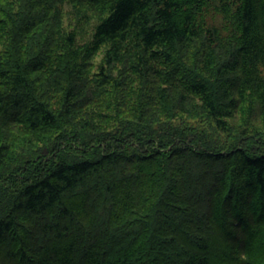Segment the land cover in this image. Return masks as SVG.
Wrapping results in <instances>:
<instances>
[{"label":"trees","instance_id":"obj_1","mask_svg":"<svg viewBox=\"0 0 264 264\" xmlns=\"http://www.w3.org/2000/svg\"><path fill=\"white\" fill-rule=\"evenodd\" d=\"M0 264H264V0H0Z\"/></svg>","mask_w":264,"mask_h":264},{"label":"rangeland","instance_id":"obj_2","mask_svg":"<svg viewBox=\"0 0 264 264\" xmlns=\"http://www.w3.org/2000/svg\"><path fill=\"white\" fill-rule=\"evenodd\" d=\"M193 121L196 123V125L203 127V128L205 127L207 130H211V131L215 130V132L218 131L216 129H214V130L211 129L213 124H214L211 119L209 120L207 118L198 117V118H195ZM110 124H112L111 121H110ZM218 132H220V131H218Z\"/></svg>","mask_w":264,"mask_h":264}]
</instances>
